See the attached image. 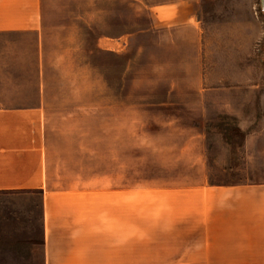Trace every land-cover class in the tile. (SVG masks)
<instances>
[{
    "label": "rangeland",
    "instance_id": "374dc122",
    "mask_svg": "<svg viewBox=\"0 0 264 264\" xmlns=\"http://www.w3.org/2000/svg\"><path fill=\"white\" fill-rule=\"evenodd\" d=\"M262 1L43 0L41 34H0V103H43L57 149L121 189L128 263L183 264L202 177L264 182ZM41 231L38 194H0V264H43Z\"/></svg>",
    "mask_w": 264,
    "mask_h": 264
},
{
    "label": "crops",
    "instance_id": "0c3cea01",
    "mask_svg": "<svg viewBox=\"0 0 264 264\" xmlns=\"http://www.w3.org/2000/svg\"><path fill=\"white\" fill-rule=\"evenodd\" d=\"M44 19L43 0H0V34H41ZM102 36L96 42L125 34ZM53 130L43 103H0V194H38L43 264H131L121 189L108 200L100 174L91 180L81 159L74 164L82 150L57 149ZM194 200L197 236L183 239V264H264V182L218 185L204 176Z\"/></svg>",
    "mask_w": 264,
    "mask_h": 264
},
{
    "label": "water",
    "instance_id": "95a60500",
    "mask_svg": "<svg viewBox=\"0 0 264 264\" xmlns=\"http://www.w3.org/2000/svg\"><path fill=\"white\" fill-rule=\"evenodd\" d=\"M262 5L264 6V0L262 1Z\"/></svg>",
    "mask_w": 264,
    "mask_h": 264
}]
</instances>
